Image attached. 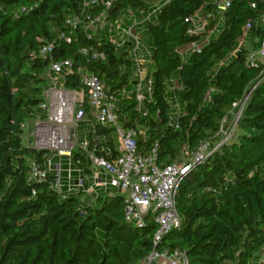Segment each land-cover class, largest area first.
Masks as SVG:
<instances>
[{
  "label": "trees",
  "instance_id": "1",
  "mask_svg": "<svg viewBox=\"0 0 264 264\" xmlns=\"http://www.w3.org/2000/svg\"><path fill=\"white\" fill-rule=\"evenodd\" d=\"M85 1L0 0V264H137L162 247L184 252L188 264H255L264 252V63H251L250 55L264 41V0H230L223 12L221 0H167L155 12L147 0ZM129 13L145 16L152 90L145 93L144 115L134 99L119 101L117 114L125 127H140L141 153L158 143L160 166L182 162L186 151L215 138L247 96L239 142L223 146L182 179L180 225L157 245L154 215L141 225L126 221L120 192H59L52 187L54 172L32 178V162L42 165L47 152L24 143L25 123L45 100L51 62L71 60L112 94L135 83L130 42L115 44L108 27L85 29L99 15L125 23ZM199 13L206 24L191 34ZM74 18L81 22L71 24ZM195 42L200 50L183 57L180 50ZM45 47L50 51L42 54ZM175 73L179 83L172 85ZM61 81L81 86L76 72ZM173 97L183 102L175 116ZM83 108L91 118L87 96ZM91 123L103 137L98 152L105 146L115 156L113 127ZM73 156L85 162L78 151Z\"/></svg>",
  "mask_w": 264,
  "mask_h": 264
},
{
  "label": "built area",
  "instance_id": "2",
  "mask_svg": "<svg viewBox=\"0 0 264 264\" xmlns=\"http://www.w3.org/2000/svg\"><path fill=\"white\" fill-rule=\"evenodd\" d=\"M111 3L107 1L105 6L109 7ZM229 5L230 0H221L218 9L223 12ZM199 18L202 22L201 28L196 29L195 22L194 28L190 29L189 33L196 34L202 30L206 18ZM221 20L220 16L219 22ZM69 22L77 25L81 20L74 18ZM133 22L135 25L136 20ZM122 25V21H111L99 15L85 23V29L108 27L115 44L130 42V54L135 64L133 75L135 83L132 89H124L120 94H112L107 92L102 80L96 74L85 68L75 70L71 60L51 62L47 73L49 86L44 94L45 100L40 104L45 116H42L43 119L36 122L33 129L28 132L30 138L28 146L37 150H47L52 156L47 155L42 165L32 162L30 173L32 178H43L49 172H54L57 179L52 187L59 192L67 186V189H75L86 196L95 197L99 193L108 192L110 187L116 189L123 196L126 221L141 225L146 216L154 215L157 226L154 243L157 245L165 235L180 225L176 208V195L180 182L211 154L228 145L233 136V126L239 123L247 98L235 104L238 111L236 108L232 113L233 125L225 119L226 124L222 125L213 140L202 141L193 152L186 151L185 159L180 163L160 166L158 143L147 152L141 153L137 144L140 127L127 128L118 120L119 101L134 99L141 112L143 101L146 99L145 93L152 90V77L147 69L148 59L144 52L142 37L140 33L132 31L133 26L126 29ZM250 27L251 24L246 23L239 47L244 43ZM199 50L200 45L195 42L180 51L182 56L186 57L189 53ZM49 51L50 47H45L42 54ZM232 55H235V52ZM259 55L264 58V41L259 48ZM93 57H96V54H93ZM250 61L251 63L256 61L255 55H250ZM75 72L80 75L81 86L77 89L67 88L61 79L64 74ZM170 90L173 92L175 86H171ZM86 96L91 118L83 108ZM173 98L175 102L169 100L171 116H175L180 108L177 98ZM141 114L144 115L142 112ZM91 121L113 127L117 143L120 145L115 156H112L111 151L105 146H100L98 152L97 148L103 137L97 135ZM84 123L91 124V127H84ZM172 125L178 128L177 122H172ZM74 151L82 154L84 163L82 159L74 158ZM55 158L58 159L56 167ZM63 158L66 159L67 169L62 168ZM64 171L67 172L66 183L63 182ZM73 171H77L79 175L76 185L72 184ZM260 258H264V252ZM159 259H164L168 264H188L184 252L169 247L153 249L137 264H154Z\"/></svg>",
  "mask_w": 264,
  "mask_h": 264
},
{
  "label": "crops",
  "instance_id": "3",
  "mask_svg": "<svg viewBox=\"0 0 264 264\" xmlns=\"http://www.w3.org/2000/svg\"><path fill=\"white\" fill-rule=\"evenodd\" d=\"M92 1H94V0L85 1V5L88 6ZM144 17L145 16L143 14L129 13L127 18H126V20L124 21L125 23H123L122 27L128 29V28L133 26L132 31L136 32V33H140L142 39L145 40L146 39L145 32H144L145 24L143 22L144 21ZM134 20H136V24L135 25H134V22H133ZM144 52H145L146 58L149 59L150 58V54H149L150 49L144 47ZM42 113H43V110L41 109L40 106L35 108L32 111V117L26 121L25 126H24V132H25L26 127H27V130H28L27 131V135H28V132L33 129L34 124L36 122H39V121H41L43 119ZM27 135H26V137H27ZM57 161H58V159L55 158L54 159V166L55 167L57 166ZM62 168L63 169H67L68 168L65 158H63ZM87 174H89V173H87ZM64 177H65V181L63 180V182L66 183V180H67V172L66 171H64V173H63V178ZM78 179H79L78 172L77 171H73L72 172V184L76 185L77 182H78ZM65 189H67V186H65ZM73 190H75V189H73ZM75 191H77V190H75ZM154 264H168V263L164 259H159ZM255 264H264V258H261L260 260L258 259Z\"/></svg>",
  "mask_w": 264,
  "mask_h": 264
},
{
  "label": "rangeland",
  "instance_id": "4",
  "mask_svg": "<svg viewBox=\"0 0 264 264\" xmlns=\"http://www.w3.org/2000/svg\"><path fill=\"white\" fill-rule=\"evenodd\" d=\"M87 1V0H86ZM165 1H167V0H147V2H148V4L150 5V7L152 8V11H154L155 12V10H158V8L165 2ZM154 15V14H153ZM199 17H203L202 15H201V13H199V14H197V16L195 17V22H196V29H199V28H201V20H200V18ZM200 22V23H199ZM220 33V28H217L215 31H214V36L213 37H216L218 34ZM250 50L252 49L251 48V46H247ZM251 54L252 55H255V60L259 63H264V58L261 56V55H259V50H256V51H254V50H252V52H251ZM171 82H172V85H174V83L176 82V83H179V76H178V73H175L174 74V76H173V78H172V80H171ZM132 89V86L130 87V89L129 90H131ZM245 98H247V96L245 97ZM171 100H173L174 102H175V100H174V98H171ZM177 102L181 105L183 102H182V100L181 99H179V98H177ZM236 111H238V108H237V110ZM235 114V113H234ZM234 117V116H233ZM233 117H232V119H231V121H230V125H233V122H234V119H233ZM83 126L84 127H87V128H90L91 127V124H89V123H84L83 124ZM27 127H26V129H25V132H24V143L26 144V145H28L29 144V140H30V138H29V136L27 135ZM241 133H243V130L240 128V126H239V123L237 124V125H234L233 126V133H232V138H231V140L228 142V145L230 146V145H232L233 143H235V142H239V136H240V134ZM26 135H27V137H26ZM120 147V145L119 144H117V148H119ZM47 155L49 156V157H51L52 156V153L51 152H47ZM63 180L65 181V177L63 178ZM107 193H111V194H117L118 193V191L116 190V189H114V188H109V190H108V192ZM261 259V258H260ZM259 259V260H260ZM253 261V259L251 260V262Z\"/></svg>",
  "mask_w": 264,
  "mask_h": 264
},
{
  "label": "water",
  "instance_id": "5",
  "mask_svg": "<svg viewBox=\"0 0 264 264\" xmlns=\"http://www.w3.org/2000/svg\"><path fill=\"white\" fill-rule=\"evenodd\" d=\"M45 152H48L47 150H44Z\"/></svg>",
  "mask_w": 264,
  "mask_h": 264
}]
</instances>
